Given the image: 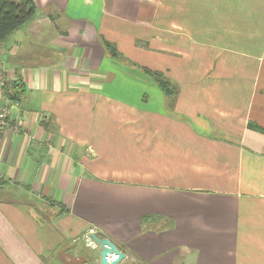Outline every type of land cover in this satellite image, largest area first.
Returning a JSON list of instances; mask_svg holds the SVG:
<instances>
[{"label":"crops","instance_id":"0c3cea01","mask_svg":"<svg viewBox=\"0 0 264 264\" xmlns=\"http://www.w3.org/2000/svg\"><path fill=\"white\" fill-rule=\"evenodd\" d=\"M33 1L0 43V264H101L91 228L120 264H264V0Z\"/></svg>","mask_w":264,"mask_h":264},{"label":"trees","instance_id":"16d2710c","mask_svg":"<svg viewBox=\"0 0 264 264\" xmlns=\"http://www.w3.org/2000/svg\"><path fill=\"white\" fill-rule=\"evenodd\" d=\"M36 12L37 6L33 0H0V43L34 19ZM101 40L105 48L111 54L118 56L115 48H113L107 40L104 38H101ZM145 71L161 84L167 95H173L175 93L174 88H169V81L165 80L161 74L151 72L150 70ZM22 89L23 85H15L13 93L9 96L10 99L17 100L19 95L23 92ZM249 127L264 134V128L258 125L250 124Z\"/></svg>","mask_w":264,"mask_h":264},{"label":"built area","instance_id":"2783aa9c","mask_svg":"<svg viewBox=\"0 0 264 264\" xmlns=\"http://www.w3.org/2000/svg\"><path fill=\"white\" fill-rule=\"evenodd\" d=\"M19 85V78L13 74L9 75V72L3 69V60L0 51V99L3 100V105L0 106V136L11 127L13 124L12 109L18 106V102L10 99V95L13 93L15 85ZM14 128L17 131L21 130V124L17 123ZM96 231L91 228L83 236V243L87 248L95 249L98 245L94 242L92 235H96Z\"/></svg>","mask_w":264,"mask_h":264},{"label":"water","instance_id":"95a60500","mask_svg":"<svg viewBox=\"0 0 264 264\" xmlns=\"http://www.w3.org/2000/svg\"><path fill=\"white\" fill-rule=\"evenodd\" d=\"M92 238L100 250L101 264H120L125 259L126 255L111 240L96 235Z\"/></svg>","mask_w":264,"mask_h":264}]
</instances>
